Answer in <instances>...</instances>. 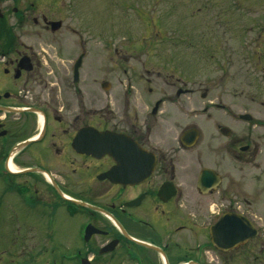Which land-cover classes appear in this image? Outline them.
Wrapping results in <instances>:
<instances>
[{
    "label": "flooded vegetation",
    "instance_id": "obj_1",
    "mask_svg": "<svg viewBox=\"0 0 264 264\" xmlns=\"http://www.w3.org/2000/svg\"><path fill=\"white\" fill-rule=\"evenodd\" d=\"M225 1L230 53L264 63V0ZM11 10L0 8V264H264V96L234 87L201 107L174 70L156 80L147 68L144 85L128 72L97 91L83 30L43 15L56 46L36 47Z\"/></svg>",
    "mask_w": 264,
    "mask_h": 264
},
{
    "label": "rangeland",
    "instance_id": "obj_2",
    "mask_svg": "<svg viewBox=\"0 0 264 264\" xmlns=\"http://www.w3.org/2000/svg\"><path fill=\"white\" fill-rule=\"evenodd\" d=\"M12 7L28 16L14 30L27 33L26 41L36 47L56 46L44 29L43 15L61 18L60 32L83 30L89 84L97 91L105 80L116 84L128 79V72L144 85L140 75L147 68L151 75L161 71L159 77L146 75L156 80L174 70L188 82L184 87L195 90L190 95L201 107L215 96L224 103L234 87L245 95L264 96V63L248 65L239 51L231 54L228 49L225 0H0L8 18L13 17ZM260 218L264 223V216Z\"/></svg>",
    "mask_w": 264,
    "mask_h": 264
},
{
    "label": "water",
    "instance_id": "obj_3",
    "mask_svg": "<svg viewBox=\"0 0 264 264\" xmlns=\"http://www.w3.org/2000/svg\"><path fill=\"white\" fill-rule=\"evenodd\" d=\"M59 26H60V22H51V29H52V31H55ZM204 95H205V94H202V96H204ZM203 175H204V176H207V173L204 172ZM248 223H249V226L251 227L250 222H248Z\"/></svg>",
    "mask_w": 264,
    "mask_h": 264
},
{
    "label": "trees",
    "instance_id": "obj_4",
    "mask_svg": "<svg viewBox=\"0 0 264 264\" xmlns=\"http://www.w3.org/2000/svg\"><path fill=\"white\" fill-rule=\"evenodd\" d=\"M3 30L7 31L9 29H8V27H6V25L4 23H0V31H3Z\"/></svg>",
    "mask_w": 264,
    "mask_h": 264
}]
</instances>
